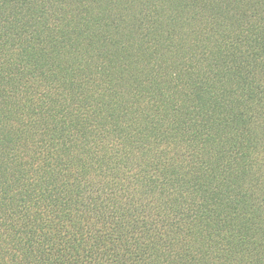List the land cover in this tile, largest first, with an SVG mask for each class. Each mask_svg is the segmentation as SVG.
Segmentation results:
<instances>
[{
  "label": "trees",
  "instance_id": "16d2710c",
  "mask_svg": "<svg viewBox=\"0 0 264 264\" xmlns=\"http://www.w3.org/2000/svg\"><path fill=\"white\" fill-rule=\"evenodd\" d=\"M0 264H264V0H0Z\"/></svg>",
  "mask_w": 264,
  "mask_h": 264
}]
</instances>
